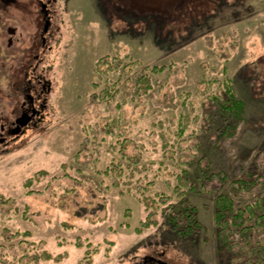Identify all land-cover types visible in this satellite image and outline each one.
Listing matches in <instances>:
<instances>
[{
  "label": "rangeland",
  "instance_id": "1",
  "mask_svg": "<svg viewBox=\"0 0 264 264\" xmlns=\"http://www.w3.org/2000/svg\"><path fill=\"white\" fill-rule=\"evenodd\" d=\"M52 10L48 49L29 60V78L49 88L42 115L0 137V264H135L152 255L241 264L219 242L215 213L222 194L236 208L264 198V0H55ZM37 15L0 9V127L18 119L28 61L6 56L5 28L17 25L27 47ZM105 56L122 61L118 72L96 73ZM146 74L154 84L142 95L136 81ZM231 97L245 103L239 117L221 108ZM205 162L218 175L209 185L222 189L183 185L202 227L177 233L164 208L181 200L179 174L196 180ZM150 196L158 211L147 209ZM150 212L158 224L146 228Z\"/></svg>",
  "mask_w": 264,
  "mask_h": 264
},
{
  "label": "trees",
  "instance_id": "2",
  "mask_svg": "<svg viewBox=\"0 0 264 264\" xmlns=\"http://www.w3.org/2000/svg\"><path fill=\"white\" fill-rule=\"evenodd\" d=\"M121 65L122 61L119 59L105 56L98 60L96 73H99L100 76H108L110 71L118 72ZM156 69L158 68L156 67L152 69V71H155ZM124 70L128 73H132V64L126 65ZM106 83L109 84L110 82L108 81ZM136 83L139 89V94L145 95L153 89L154 83H152L151 77L147 74L137 79ZM110 85V89H106L103 93L104 96L109 97V99H111V97H115L114 93L118 91L114 83ZM228 103L227 107L221 106L224 112L235 114L236 117H239V115L243 113L245 109L244 102L231 97ZM189 117L190 116L187 118ZM114 124L119 125L120 123L116 121ZM128 124L129 123L127 121L123 122V125ZM180 128L181 129L178 130V135L182 137L185 133V127L182 125ZM112 133H114L113 129L111 130V134ZM129 144L128 140L124 139L122 143L123 152ZM171 144L172 143H167L166 147H170ZM124 154H126V152ZM140 160L141 158L138 154L131 156L129 159L132 164H137ZM208 163L209 162H205L199 167L200 173L202 174L200 176H196V180H192L193 175L188 174L186 171L183 172L184 174H179L181 187H179L180 189L178 190V198L181 200L169 205L167 210L164 208L166 213L165 220L167 221V224L173 231H177V233L193 234L195 230L202 227V223L198 219L197 209L186 197L185 191L183 192L181 189L183 185L191 187L193 191L197 192L218 193L220 189H222H214L209 185L211 181L218 178V175L211 172L210 165ZM138 170V165H135L130 177L135 176ZM119 173L122 174V171L119 170L117 172L118 177L120 176ZM36 179L38 180L39 178ZM33 182L34 180L29 182V186L32 185ZM199 182L200 184H198ZM144 199L148 210L154 208L155 211H158V206H156L157 200L155 198L150 196L149 198ZM163 204H166V201ZM217 208L218 210L215 213V219L217 227L220 231L219 242L223 246H230L231 249H234V252L239 256L241 264H264V241L260 238L261 231L264 230V198L259 197L256 201H254V203H248L243 207L236 208L233 198L222 194L219 195ZM156 214L157 212H150L147 223L143 226L149 228L151 225H157L158 222L155 219ZM9 235V232L5 233V236L9 237ZM48 257L51 258L50 255H48L47 258ZM29 258L31 260L34 259L33 256Z\"/></svg>",
  "mask_w": 264,
  "mask_h": 264
},
{
  "label": "flooded vegetation",
  "instance_id": "3",
  "mask_svg": "<svg viewBox=\"0 0 264 264\" xmlns=\"http://www.w3.org/2000/svg\"><path fill=\"white\" fill-rule=\"evenodd\" d=\"M55 0H3L2 5H0V9L6 13L9 10L16 9L17 11H27L30 8L37 9V17L38 18V27L36 34L32 37V42L29 46L21 47L22 43L21 40L24 38L22 37L23 32L18 29L17 25L7 26L5 31L9 35L6 43L7 48L9 50H13L12 52H7L6 56L18 55L20 58H25V60H30L31 58H35L38 60L39 56L42 52L47 50L49 46V41L51 36L53 35V22H52V15H53V4ZM39 12V13H38ZM15 23V22H14ZM14 48V49H13ZM29 56V58H28ZM28 58V59H27ZM22 63L21 70L22 72H26V80L21 83L17 84V94L19 99L22 100L21 105H19L17 113L13 116V118H18L16 122L12 125H5L2 124L0 127V137H3L4 134H14V131L18 128L17 121L20 117H31V120L28 126L21 129L20 133L31 126L33 120L37 116L42 115V108L44 107V99L45 94L49 91V88L45 83L41 81H35L34 79L29 78V70H33V64L29 61ZM0 119H5L4 117L0 116ZM4 141L5 139H1ZM135 264H170L165 260L161 259L160 257L146 256L142 259L141 262Z\"/></svg>",
  "mask_w": 264,
  "mask_h": 264
},
{
  "label": "water",
  "instance_id": "4",
  "mask_svg": "<svg viewBox=\"0 0 264 264\" xmlns=\"http://www.w3.org/2000/svg\"><path fill=\"white\" fill-rule=\"evenodd\" d=\"M30 120H31V117H20L19 120L17 121L19 126L17 130L14 131V135L19 134L22 128L28 126Z\"/></svg>",
  "mask_w": 264,
  "mask_h": 264
}]
</instances>
